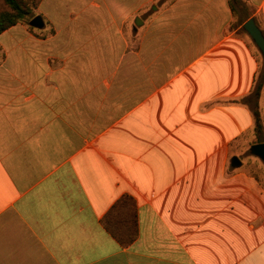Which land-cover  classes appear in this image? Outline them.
Returning <instances> with one entry per match:
<instances>
[{"label": "crops", "instance_id": "crops-1", "mask_svg": "<svg viewBox=\"0 0 264 264\" xmlns=\"http://www.w3.org/2000/svg\"><path fill=\"white\" fill-rule=\"evenodd\" d=\"M36 15L0 34V264H264V187L231 166L259 68L239 30L264 34V0H42ZM124 195L128 247L103 223Z\"/></svg>", "mask_w": 264, "mask_h": 264}, {"label": "trees", "instance_id": "trees-1", "mask_svg": "<svg viewBox=\"0 0 264 264\" xmlns=\"http://www.w3.org/2000/svg\"><path fill=\"white\" fill-rule=\"evenodd\" d=\"M42 0H0V34L15 24L34 15ZM262 96L261 86L255 90L254 118L255 126L252 134L256 141L253 144L264 143V122L259 100ZM264 170V166H262ZM254 177L264 187V180L253 172ZM106 231L122 246H130L138 237V215L136 201L129 195L122 196L109 210L103 220Z\"/></svg>", "mask_w": 264, "mask_h": 264}, {"label": "rangeland", "instance_id": "rangeland-1", "mask_svg": "<svg viewBox=\"0 0 264 264\" xmlns=\"http://www.w3.org/2000/svg\"><path fill=\"white\" fill-rule=\"evenodd\" d=\"M244 6V5H243ZM242 6V7H243ZM246 7V6H245ZM244 7V8H245ZM240 10V16H244L247 14V12H244L242 8ZM33 15H30L29 17L26 18V21H29L31 18H33ZM261 21V26L264 28V21L260 19ZM242 22V19H237L236 23ZM239 35L245 37V39L248 42L249 48L251 49L253 55L255 56L256 60L258 61L259 68L256 76V84H255V90L257 89L258 86H261L262 93L264 94V61L263 58L257 49L256 45L250 38V36L242 29V27L239 30ZM256 141L255 136L250 133L240 144L238 148H235V152L238 154V157L244 162L246 167L250 172H254L260 176L262 180H264V170L262 168V165L256 164L252 161L253 156L249 152V148L253 142ZM264 182V181H263Z\"/></svg>", "mask_w": 264, "mask_h": 264}, {"label": "water", "instance_id": "water-1", "mask_svg": "<svg viewBox=\"0 0 264 264\" xmlns=\"http://www.w3.org/2000/svg\"><path fill=\"white\" fill-rule=\"evenodd\" d=\"M140 20L137 22V26L140 25ZM30 26L34 28H42L44 21L40 15L34 16L30 21ZM243 29L250 36L257 49L259 50L264 61V34L256 23L255 18L249 19L243 26ZM249 152L252 156L259 158L264 163V143L253 144L249 148ZM231 166L233 168H240L242 161L238 156H233L231 159Z\"/></svg>", "mask_w": 264, "mask_h": 264}]
</instances>
